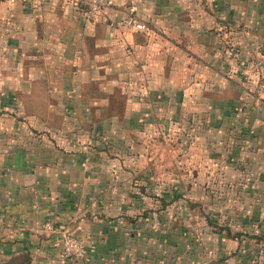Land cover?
Returning a JSON list of instances; mask_svg holds the SVG:
<instances>
[{"label":"crops","instance_id":"crops-1","mask_svg":"<svg viewBox=\"0 0 264 264\" xmlns=\"http://www.w3.org/2000/svg\"><path fill=\"white\" fill-rule=\"evenodd\" d=\"M111 2L94 20L64 0L0 5V90L67 92L53 106L86 129L62 135L65 114L59 126L0 114V264H264V242L243 240L251 232L213 250L150 206L167 205L156 189L228 183L237 153L252 165L259 151L264 175V106L249 65L261 60L264 77V0ZM129 14L145 30L124 26ZM141 107L152 108V161L98 142L107 123L151 117L132 114ZM62 232L83 257L64 254Z\"/></svg>","mask_w":264,"mask_h":264},{"label":"rangeland","instance_id":"rangeland-1","mask_svg":"<svg viewBox=\"0 0 264 264\" xmlns=\"http://www.w3.org/2000/svg\"><path fill=\"white\" fill-rule=\"evenodd\" d=\"M4 2L5 0H0V5ZM48 77L50 79L55 78V76L50 75ZM59 77L60 82L61 78L62 81H65L64 76ZM255 79L254 75V84ZM66 93L37 90L35 87L28 91L0 90V114H9L14 117L45 115L44 119L49 126H59L60 115L58 114H65V116L60 117L66 122V124L64 122L61 124L62 135L68 131L80 134L86 129L80 123L70 122L68 108L53 106L55 99L63 95L67 97ZM16 99H20L23 104L14 103ZM145 109H151L145 112L151 117L143 119L140 124L134 122L107 123L106 126L102 127V130L97 132L96 129L94 130L96 125L94 124L91 130L96 132V135L100 133V136L105 138L103 140L98 136L100 138L98 139L99 143L102 140L104 145L112 144L114 149L128 146L138 147L142 149L144 161L146 162L150 156L152 161V108H133L132 114L143 115ZM115 113H122V108H108L106 110L107 115ZM149 118L151 119L149 120ZM148 150L151 153H148ZM259 154V151L253 154L252 165L244 161L243 155L239 153L234 155L233 157L236 156L235 160L233 158L235 168L231 171V179L228 183H220L215 179H210L208 186H180L176 184L171 188L156 189L155 193L157 194H163V190L167 191L164 193L167 196V205L163 209L160 202L152 203L150 206L153 211L163 210L169 213L172 216L171 228L186 229V235L183 234L184 238L189 237L194 243L209 244L208 247L214 248L213 250L228 249L230 232H241L240 229L244 230L243 232L254 234L242 236L243 240L247 237L253 242H264V234L261 233L264 232V175L260 173L261 157ZM243 161L247 164L241 168L239 165ZM174 175H177V172H174ZM147 189L152 194V186H148L145 189L146 192H148ZM219 228L221 232L216 231ZM256 233L258 235H255ZM223 259L226 260L227 257L224 258L222 255V259L219 261L224 263L225 260Z\"/></svg>","mask_w":264,"mask_h":264},{"label":"built area","instance_id":"built-area-1","mask_svg":"<svg viewBox=\"0 0 264 264\" xmlns=\"http://www.w3.org/2000/svg\"><path fill=\"white\" fill-rule=\"evenodd\" d=\"M10 1V0H9ZM12 2L20 3L26 6H35L40 0H11ZM64 2L71 4L80 9L83 17L87 20H94L106 12L111 5V0H64ZM124 26L132 27L137 30H145L146 26L140 22L136 17L129 14L121 19ZM261 60H250L249 65L255 75V93L257 100L264 106V77L261 74ZM49 229L52 226L46 225ZM62 245L64 254L69 256L83 257L86 254L84 244L79 242L77 238L67 232H62Z\"/></svg>","mask_w":264,"mask_h":264}]
</instances>
